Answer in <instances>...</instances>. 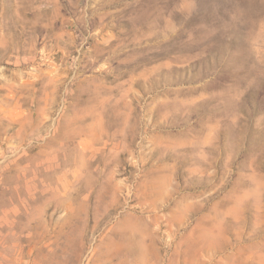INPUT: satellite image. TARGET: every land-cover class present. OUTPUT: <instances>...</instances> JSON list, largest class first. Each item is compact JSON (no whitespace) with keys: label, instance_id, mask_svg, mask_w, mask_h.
<instances>
[{"label":"rangeland","instance_id":"374dc122","mask_svg":"<svg viewBox=\"0 0 264 264\" xmlns=\"http://www.w3.org/2000/svg\"><path fill=\"white\" fill-rule=\"evenodd\" d=\"M0 264H264V0H0Z\"/></svg>","mask_w":264,"mask_h":264}]
</instances>
